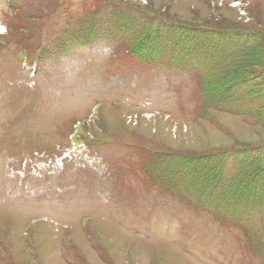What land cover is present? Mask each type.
Returning a JSON list of instances; mask_svg holds the SVG:
<instances>
[{
    "label": "rangeland",
    "instance_id": "1",
    "mask_svg": "<svg viewBox=\"0 0 264 264\" xmlns=\"http://www.w3.org/2000/svg\"><path fill=\"white\" fill-rule=\"evenodd\" d=\"M4 1L0 0V23L8 17ZM111 2L135 5L169 22L228 32L231 48H223L211 60H223L228 53L231 63L244 58L233 77L224 76L226 87L218 86L217 92L222 100L231 97L232 104L239 109H233L231 104L227 106V110H233L231 113L206 109L202 92L195 90L194 74L198 68H168L164 66L168 62L163 61L149 71L131 54L121 52L116 61L109 58L114 46L128 48L124 43L126 36H113L108 43L99 40L104 43L103 49L94 50L90 43H83L80 36L97 29L86 25L85 20L95 12L113 14ZM17 3L23 6L24 24L33 28L25 27L23 33L31 35L28 39L35 36L34 42L42 48L48 46L52 54L44 55L39 64L35 94L9 91L6 81H0V111L14 116L18 129L29 136L14 127L0 128V150H10V161L16 167L26 154L33 152L32 148L55 156L59 154L58 147L65 143L71 124L84 119L95 102L108 100L99 117L78 125L75 138L81 135L100 141L104 143L106 156L114 161L127 160L131 165L125 171L119 201L108 188L103 193L102 183L92 174L95 187L86 192L85 185L92 178L83 172L81 175L73 172L76 164L71 166L73 173L64 170L43 178L27 173L26 179L20 178L21 182L10 180L5 173L2 175L6 159L0 155V262L4 259L11 261L3 264H264L262 173L251 180L260 187L259 192L249 190L245 199L234 197L232 204L220 212L230 219L225 222L228 230L210 216L185 212L171 198L152 191L143 173L147 156L155 151L204 156L257 147L264 156V0H17ZM52 11L55 16L46 22ZM36 14L42 18H28ZM115 20L114 16L110 17L111 23L105 21L103 27L108 33L114 30L108 25ZM248 34L251 35L243 36ZM17 37L7 43L16 48ZM175 45L186 52L179 34ZM19 48L23 49L21 45ZM133 74L139 77L133 78L135 86L129 87L127 79ZM14 75L19 77L17 72ZM252 75H256V85H249L247 90L256 94L246 99L244 91L236 93L235 85ZM123 81L125 87H121ZM61 89L65 92L62 96L55 92ZM254 99L255 103L249 104ZM118 101L122 105L113 106ZM253 106L257 109L252 110ZM6 122L0 116V124L4 126ZM55 127H60L57 133ZM32 133H37V138L30 137ZM135 156L138 158L134 162ZM218 157L210 160L209 169L214 168ZM191 167L195 170L193 164ZM173 172L183 176L178 169ZM197 174L190 179L191 183L201 178L202 172ZM113 182L108 181V186ZM11 190L15 194L7 198ZM83 195L86 203L79 198ZM91 197L101 208L90 201ZM129 199L131 204L126 201ZM104 213L113 218L110 222L117 223L105 224L107 221L99 218ZM44 217L46 222L40 224L43 220L37 218ZM85 217L90 219L86 230L79 225ZM93 218L100 221L92 222ZM135 221L147 225L151 234L140 235L134 229ZM182 223H186V235L182 234ZM155 224H159V229ZM65 226H69L68 231L62 229ZM68 232L67 246H63ZM62 249L73 257L71 262H63Z\"/></svg>",
    "mask_w": 264,
    "mask_h": 264
},
{
    "label": "trees",
    "instance_id": "2",
    "mask_svg": "<svg viewBox=\"0 0 264 264\" xmlns=\"http://www.w3.org/2000/svg\"><path fill=\"white\" fill-rule=\"evenodd\" d=\"M217 84H218L221 88L226 87V84H225L224 82H220V83H216V82H215V84L211 85L210 90L207 88V92H209L207 98H208V100H209L211 103H214L213 98H217V90H216V86H217ZM211 91H213V95H212V97H211V95H210V92H211ZM231 196H232V195H231Z\"/></svg>",
    "mask_w": 264,
    "mask_h": 264
}]
</instances>
